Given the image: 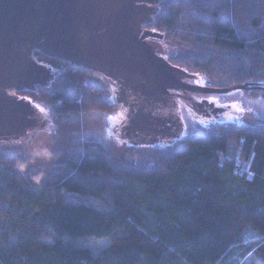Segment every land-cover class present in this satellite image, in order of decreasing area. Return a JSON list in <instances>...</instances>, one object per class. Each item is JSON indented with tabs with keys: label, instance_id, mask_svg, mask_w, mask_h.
<instances>
[{
	"label": "trees",
	"instance_id": "16d2710c",
	"mask_svg": "<svg viewBox=\"0 0 264 264\" xmlns=\"http://www.w3.org/2000/svg\"><path fill=\"white\" fill-rule=\"evenodd\" d=\"M263 12L264 0H163L149 23L176 45L175 65L241 86V121L119 156L94 138L38 155L0 143V264H264ZM89 75L59 68L15 95L60 115L111 109ZM87 237L109 245H74Z\"/></svg>",
	"mask_w": 264,
	"mask_h": 264
},
{
	"label": "water",
	"instance_id": "95a60500",
	"mask_svg": "<svg viewBox=\"0 0 264 264\" xmlns=\"http://www.w3.org/2000/svg\"><path fill=\"white\" fill-rule=\"evenodd\" d=\"M156 3L158 0H0V143H29L35 135L33 130H52L43 117L45 109L7 92L33 89L51 80L52 74L34 60L33 50L111 79L114 95L121 101L119 84L114 81L121 80L133 88L143 83L148 87L146 93L163 94L171 65L143 40L147 35H163L142 30L143 23L155 13ZM192 88L208 94L241 86ZM211 103L213 112L196 113L221 117L236 110ZM167 106L165 112L178 125V134L185 125L175 99ZM114 131L115 136L132 139L124 127Z\"/></svg>",
	"mask_w": 264,
	"mask_h": 264
},
{
	"label": "rangeland",
	"instance_id": "374dc122",
	"mask_svg": "<svg viewBox=\"0 0 264 264\" xmlns=\"http://www.w3.org/2000/svg\"><path fill=\"white\" fill-rule=\"evenodd\" d=\"M162 5L163 0H158V3L154 4V7H157L155 10L161 8ZM236 22V25L240 29L245 27V20L242 15L236 16ZM145 29L156 31L154 29H151L149 25L146 26ZM157 44L160 47L159 49H157L160 58L165 60L174 68L177 67L185 71L187 74H191L193 76V79L188 81L191 85L204 87L209 86L211 82H209L208 79L204 78L202 75L190 73L169 60L176 56L179 52L176 49L177 47L173 43V41L166 39V37L163 35V38L158 41ZM38 52L39 51H34L32 56L37 64L43 66L45 70L52 74L51 80L55 75H57L59 68L64 71H70L71 68H69L67 64L47 65L39 63L37 56ZM87 71L90 72L89 77L93 85L102 90L104 97L112 105L111 109L92 111L88 113H81L77 110H71L60 115L52 112L44 104L26 99L29 102L45 109L43 117L49 121L52 130H33L35 135L29 143H5L7 147H3L13 148V145L15 147L23 145L27 154L38 155L48 151H73L78 148V143L80 141L94 138L106 144L116 153V156H119L121 151L126 148L137 147V149L147 150L157 146L169 147L173 144H176L183 137L195 132L205 130L215 124L230 122V120L241 121L242 119V117H240V111L242 109L240 108H243V106L245 105V100L241 93L238 92V90L226 93H193L194 98H204L214 102L222 103L229 106V108L232 107L236 110L221 117L202 116L194 112L195 110L189 104L182 102L178 98H175L181 121L182 123H184L185 127L181 131H179L178 134L172 136V140L168 143L167 141L147 145L141 143H133L132 139L130 138L115 136L114 129L125 127L128 122L129 107L125 106L123 102L114 95L112 80L98 72H94L92 70ZM49 82L43 84L42 86H46ZM237 109L240 110L238 111ZM201 121H203V123H201ZM74 243V245L88 248L94 254H96L98 253V251L109 245V240L107 238L87 237L83 239H77L74 241Z\"/></svg>",
	"mask_w": 264,
	"mask_h": 264
},
{
	"label": "flooded vegetation",
	"instance_id": "af4514ba",
	"mask_svg": "<svg viewBox=\"0 0 264 264\" xmlns=\"http://www.w3.org/2000/svg\"><path fill=\"white\" fill-rule=\"evenodd\" d=\"M150 21L143 23V31H152L145 29ZM156 32V31H153ZM162 38L159 36H145L143 40L150 44L152 50L157 56L158 45L157 42ZM173 68V69H172ZM171 77L165 83V91L163 94L146 93L148 88L145 84L141 83V86L133 88L127 84H123L121 80L114 81L119 84L122 102L125 106L129 107L130 117L125 129L127 130V136L132 138L133 143L141 144H155L161 142H170L172 136L177 133V124L167 115L165 112L168 108V104L175 98H181L195 110L194 112H203L207 114V111L213 112L214 105L206 99L196 100L193 97V93H202L198 90H193L188 81L192 80L191 74H187L185 71L171 66ZM144 109L149 110L143 112ZM162 111L159 114H153L152 111Z\"/></svg>",
	"mask_w": 264,
	"mask_h": 264
},
{
	"label": "built area",
	"instance_id": "2783aa9c",
	"mask_svg": "<svg viewBox=\"0 0 264 264\" xmlns=\"http://www.w3.org/2000/svg\"><path fill=\"white\" fill-rule=\"evenodd\" d=\"M66 62V64L69 66V68H71V70H76V69H79V67H80V65L78 66V65H76V64H73V63H68V61H65ZM81 68V67H80ZM7 92L8 93H11V94H14V92L13 91H8L7 90Z\"/></svg>",
	"mask_w": 264,
	"mask_h": 264
},
{
	"label": "bare ground",
	"instance_id": "6f19581e",
	"mask_svg": "<svg viewBox=\"0 0 264 264\" xmlns=\"http://www.w3.org/2000/svg\"><path fill=\"white\" fill-rule=\"evenodd\" d=\"M34 51H35V50H33V51L31 52V55L34 53ZM80 67H81L82 69H84L82 66H80Z\"/></svg>",
	"mask_w": 264,
	"mask_h": 264
},
{
	"label": "snow or ice",
	"instance_id": "6c2138e0",
	"mask_svg": "<svg viewBox=\"0 0 264 264\" xmlns=\"http://www.w3.org/2000/svg\"><path fill=\"white\" fill-rule=\"evenodd\" d=\"M211 102H214V101H210V103H211ZM237 110L239 111L240 109H237ZM230 119H231V117H230ZM201 123H203V121H201Z\"/></svg>",
	"mask_w": 264,
	"mask_h": 264
}]
</instances>
